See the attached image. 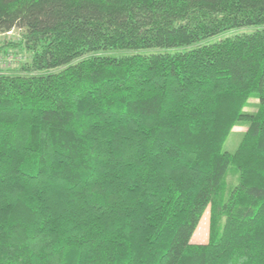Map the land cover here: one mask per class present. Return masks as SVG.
<instances>
[{
  "label": "trees",
  "instance_id": "obj_1",
  "mask_svg": "<svg viewBox=\"0 0 264 264\" xmlns=\"http://www.w3.org/2000/svg\"><path fill=\"white\" fill-rule=\"evenodd\" d=\"M15 29L0 264H264V0H0Z\"/></svg>",
  "mask_w": 264,
  "mask_h": 264
},
{
  "label": "rangeland",
  "instance_id": "obj_2",
  "mask_svg": "<svg viewBox=\"0 0 264 264\" xmlns=\"http://www.w3.org/2000/svg\"><path fill=\"white\" fill-rule=\"evenodd\" d=\"M22 39V31L15 29L10 33L0 35V72H5L15 67L20 66L22 63L30 59V55L23 48L21 51L20 44ZM258 99L252 98L245 107L246 112H255L257 110ZM247 125L241 124L234 127L230 136L228 137L224 151L234 153L245 132ZM237 171L234 167L228 172L227 181L229 185H233L237 181ZM210 235V209L208 208L202 216V219L191 239L194 244H206L209 241Z\"/></svg>",
  "mask_w": 264,
  "mask_h": 264
}]
</instances>
